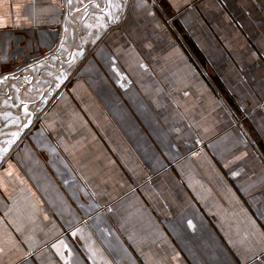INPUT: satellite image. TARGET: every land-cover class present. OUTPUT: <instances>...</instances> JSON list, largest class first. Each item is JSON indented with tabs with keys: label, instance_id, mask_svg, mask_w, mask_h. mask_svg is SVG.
<instances>
[{
	"label": "crops",
	"instance_id": "crops-1",
	"mask_svg": "<svg viewBox=\"0 0 264 264\" xmlns=\"http://www.w3.org/2000/svg\"><path fill=\"white\" fill-rule=\"evenodd\" d=\"M76 2L0 0L1 125L72 65L0 137V264H264V0Z\"/></svg>",
	"mask_w": 264,
	"mask_h": 264
},
{
	"label": "water",
	"instance_id": "water-1",
	"mask_svg": "<svg viewBox=\"0 0 264 264\" xmlns=\"http://www.w3.org/2000/svg\"><path fill=\"white\" fill-rule=\"evenodd\" d=\"M76 3L79 5L80 0H77ZM80 10H84V7L82 6L81 8L75 10V12H78ZM65 59H67V56L54 63L53 68L50 70L52 72L49 75H46L45 77L41 75L40 78H38L36 81H33L35 78L34 73L22 74L23 72H21V81H23V84L20 83L18 85V92L19 94H21L24 88H27V90L25 92V97H23L24 99L18 102V104H20L19 114H15L16 117L12 115L14 119H11L8 124L1 125L0 120V137L6 136V139H8L5 149L11 148L16 143V141L20 139L21 135L28 128V124L32 123L33 118L38 114L39 111H41L46 102L54 98L55 93L60 92L65 86L68 78V72L70 71V68L72 66ZM37 77H39V75H36V78ZM38 80L44 81L43 86L41 88L33 87L35 86L33 82H35V84H38ZM36 104L38 106L33 108V106H35ZM27 116L28 119L23 125V121H21L20 123L16 122L19 119L21 120L22 117ZM10 129H12L13 131H8ZM9 141H11V143H9Z\"/></svg>",
	"mask_w": 264,
	"mask_h": 264
},
{
	"label": "rangeland",
	"instance_id": "rangeland-1",
	"mask_svg": "<svg viewBox=\"0 0 264 264\" xmlns=\"http://www.w3.org/2000/svg\"><path fill=\"white\" fill-rule=\"evenodd\" d=\"M61 93V92H60ZM57 94H59V92H57V93H55V96L57 95ZM41 113V111H39V113L38 114H40ZM37 114V115H38ZM33 127H35L36 128V125H35V123L33 124ZM37 129V128H36Z\"/></svg>",
	"mask_w": 264,
	"mask_h": 264
},
{
	"label": "snow or ice",
	"instance_id": "snow-or-ice-1",
	"mask_svg": "<svg viewBox=\"0 0 264 264\" xmlns=\"http://www.w3.org/2000/svg\"><path fill=\"white\" fill-rule=\"evenodd\" d=\"M9 143H11V141H9Z\"/></svg>",
	"mask_w": 264,
	"mask_h": 264
}]
</instances>
